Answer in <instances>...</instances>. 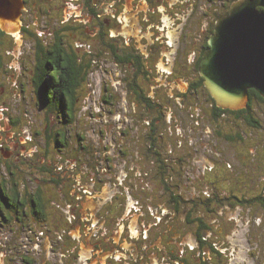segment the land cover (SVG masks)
Listing matches in <instances>:
<instances>
[{
	"label": "rangeland",
	"instance_id": "rangeland-1",
	"mask_svg": "<svg viewBox=\"0 0 264 264\" xmlns=\"http://www.w3.org/2000/svg\"><path fill=\"white\" fill-rule=\"evenodd\" d=\"M80 1L82 0L76 2ZM123 1L120 0L116 6L115 13L119 16H123L125 12ZM127 9H131V6ZM69 13L71 14V11ZM142 15L143 11L138 13L141 24ZM49 17L46 14L42 16L38 12L36 14L35 29L41 34L40 30L45 27H49L50 30L57 28L49 26ZM104 18L109 19L110 24H115L117 21L115 16H111L110 11L105 13ZM72 22L70 20V23ZM79 22L69 23L68 28H63L66 30L62 29L60 34L64 48H74L80 59L78 65L84 63L86 66L84 75L81 74L80 81L73 90L77 102L74 111L75 122L59 126L55 121L53 126L54 129L59 128L64 131L69 141V148L59 149L61 152L57 154L53 146L51 151L45 154L42 146L46 145L47 141L40 132L43 127L41 125L43 113H40L38 107L31 106L32 95L30 99L18 98L11 112L13 118L18 121L16 133L24 134L21 135L22 140L33 130H38L41 134L27 138V142L21 141V146H25L28 151L32 146H35L37 151L31 155L18 156L16 160L18 163L29 164L30 175H25L27 176L25 178L24 174L16 173L15 183L26 188L41 184L36 178L46 181L43 187L48 195L55 197L56 203L58 202V207H54L55 211L53 210L58 214L52 217L53 227H57V219L65 218L64 207L68 202L72 205L76 202L78 204L81 199L84 201L85 197L88 204L93 203L94 200V203L100 204L101 207L110 197L123 202L122 206L119 204L116 210L106 214L107 217L100 216L99 225L105 227L108 224L107 230L110 228V232L106 231L107 237L116 229L118 220L123 217L125 204L130 203V196L145 205L148 204L146 205L148 213L159 212V209L155 212V208L152 207L160 206V199L165 195L161 194V186L152 191L147 189L146 182L154 181L156 177H160L159 173L163 172L171 179L169 183L171 185L174 183L171 187L172 193L183 199L182 203L177 205L176 233L182 232L184 236L188 235V238L193 242L196 241L199 247L200 238H197L195 231L201 221L211 232L210 237L205 240V245L208 246L211 242L214 248L217 246L215 242H220L228 246V240L235 238L234 246L237 252L242 250L244 264H264V103L256 101L251 107L249 113L257 121V125L253 127L245 122L244 117L236 119L231 114H226L224 119L213 124L210 114L208 115L213 109V102L205 101L201 92L195 97L190 96L189 99L185 83L176 80V87L179 90L174 95L176 108L174 105H166L172 102L168 99L171 91L167 94L165 88L158 87L155 81L141 74H136L133 68L123 69L122 66H116L104 52L102 40L98 41L99 36L93 28L94 24L88 21ZM123 28V31L118 30L115 36L112 32L109 38L104 35V41L108 42L112 39L131 42L134 39L138 42L140 40L142 26L136 28L132 25ZM103 31L107 33L106 28ZM40 37L42 42L49 40V37L43 35ZM183 94H187V98L182 97ZM216 126L220 127L218 130L221 131V135L230 136L235 142L219 140L215 135ZM24 128L28 129L27 132ZM76 138H83L80 142L83 144L84 141L86 150L80 149L82 146L80 142L77 143V147L74 146ZM49 145H52V142H49ZM67 158L75 159L76 164L61 165L60 162ZM54 162L56 165L59 163L60 166H54ZM165 165L169 168L163 169ZM45 166H47L46 172L41 171V167ZM210 167L213 169L208 173L210 169L207 168ZM116 177L119 182L116 183L117 190L112 193H109V189L103 190L106 191L103 194L102 186L107 187ZM204 192L208 195H204ZM202 195L204 198H201ZM68 198L75 199L76 202L72 203ZM229 210L235 212L228 213ZM135 213H138L137 210ZM189 213H194L192 219H198L199 222L188 224L186 216ZM224 214H230L234 218ZM84 215L85 233L82 234L80 242L83 245L87 244L85 251L79 249L80 242L76 243L75 239L69 236L59 238L49 235L43 247L47 249L52 246L57 252L47 251L43 257L45 261L58 264L60 260L71 264L75 261V259L71 261V257L78 255L79 263L88 260L93 264L94 253L91 257V252H94L96 246L95 232L100 227L93 228L95 225L94 219H91L93 215L91 218L88 217L87 212ZM138 219L139 216L134 215L129 222L132 224L131 227L137 224ZM118 228L117 225L116 231L121 233L122 227L119 230ZM155 238L153 237L154 240ZM98 240H100L98 244L100 248L105 249L104 235L102 234ZM180 240L181 236H176V253L178 248L185 247V244L178 243ZM3 241L13 253H7L6 257H3V250L0 249V264L9 263V257H14L16 261L21 250H25L24 246H20V241L15 238H7ZM55 241L60 243L61 249L54 244ZM158 243L159 249L149 243L138 248L132 257V263L137 264L138 260L135 259L140 256L142 262L148 260L150 264H160L158 259L169 255L166 249L160 247L161 242ZM62 251L66 254L64 258L57 255L58 252L62 254ZM153 251L158 257L155 258L158 262L154 257L152 259L149 257ZM186 251L182 253V258L188 253H196V251ZM189 264L199 263L190 260Z\"/></svg>",
	"mask_w": 264,
	"mask_h": 264
},
{
	"label": "flooded vegetation",
	"instance_id": "flooded-vegetation-1",
	"mask_svg": "<svg viewBox=\"0 0 264 264\" xmlns=\"http://www.w3.org/2000/svg\"><path fill=\"white\" fill-rule=\"evenodd\" d=\"M5 1L7 0H0V2ZM76 1L79 0H18L20 28L17 36L14 37L0 29V249L3 250V257H6L7 253H13L8 244L3 241L7 238L19 240L20 246L25 248L21 250L16 261L14 257H9V263L5 264H50L43 257L47 251L57 252V249L52 246L48 247V250L45 249L43 247L45 239L49 235L59 238L69 236L79 243L82 234L85 233L83 222L86 212L90 218L93 215L91 218L95 222L93 228L100 227L95 232L94 245L96 246L94 252H91V257L94 253L93 264H134L132 257L138 248L149 243L156 245L159 249L158 242H161L160 247L166 249L169 257L162 256V260L158 259L154 251L149 257L158 259L160 264H189L190 260L199 264H244L242 250L237 252L234 246L236 245L235 238L228 240V246L220 242H215L217 246L214 248L211 242L208 246L205 245V240L210 237L211 232L204 223L199 222L198 219H192L194 213L187 214L186 221L188 224L199 222L200 225L195 231L197 238H200L199 247L196 241L193 242L188 238V235L184 236L182 232H180L181 235L176 233V194L171 191L174 183L171 185L169 183L171 179L163 172L159 173L162 178L158 176L154 181L147 180L146 182L147 189L152 191L161 186V194L165 195L160 199V206L152 207L155 208V212L159 209V212L148 213V206L146 207L148 204L145 205L130 196V203L125 204L123 217L116 223V229L118 225L119 228L122 227V232L118 233L115 229L107 237L105 236L106 231L110 232V228L107 230L108 224L105 227L102 224L99 225L100 216L107 217L109 212L116 210L119 204L122 206L123 202L110 197L106 199L102 207L94 203V200L90 206H84L87 197L84 201L81 199L78 204L75 199L70 198L72 203H76L72 205L68 202L65 205V218L57 219V227H53L51 226L52 217L57 214L54 212V207H58V202L56 203L57 199L48 195L43 187L46 181L36 178L41 184L26 188L15 183L16 173L24 174V176L30 175L29 164L27 162L18 163L16 161L18 156L31 155L37 151L35 146L28 151L25 146H21V141L27 142V138L42 133L47 141V144L42 146L45 154H48L53 146L57 154H60L63 148H69V141L64 131L62 132L59 128L54 129L53 126L55 121L59 126L75 122L74 111L77 102L73 90L81 74L84 75L83 71L86 67L84 63L78 65L80 59L74 48H64L62 45L60 34L63 28H68L70 20L73 21L70 24L80 23L79 21L94 24L93 28L99 36L98 41L102 40L104 52L109 55L116 66H122L123 69L133 68L136 74H141L155 81L158 87L165 88L167 94L171 91L168 99L172 102L165 103L166 105H174L176 108V96L174 95L179 91L176 87V80L185 83L189 99H191L190 96L195 97L201 92L205 101L213 102L204 86L198 66L203 53L208 48V39L213 33L217 20L228 15L230 6L235 0H137L138 2L132 0V5L127 7V0H124L123 16L115 13L120 0ZM130 6L131 9H127ZM109 11L111 16L117 19L115 24H110L109 19L104 18L105 13ZM141 11H143L142 24L139 23L138 18V13ZM37 12L42 16L49 15V26L57 27L56 30L45 27L40 30L41 34L35 29ZM78 13L79 16H77ZM75 16L77 18L74 19ZM132 25L136 28L142 26L139 43L134 39L131 42L112 39L108 42L104 41V35L109 38L112 32L115 36L118 30H122V26L131 27ZM105 28L107 33L103 31ZM42 35L49 37V40L42 42L40 40ZM30 95L33 97L31 106L38 107L40 113H43V121H41L43 127L40 130L41 133L33 130L22 140L24 134L16 133L18 121L13 118L11 112L18 98H29ZM182 97L187 98V94H183ZM24 130L27 132L28 129L24 128ZM78 138L74 139L75 147L83 140V138ZM49 142H52V145H49ZM81 145L80 149L86 150L84 141ZM40 162L39 160L38 163ZM62 163L63 165L76 164V160L67 158L60 162L61 165ZM60 164L56 165L54 162L56 167ZM46 169L47 166L41 167L43 172H46ZM207 169H210L208 173H211L213 168ZM117 180L116 177L115 181L108 183L109 187L102 186V191L109 189V193H112L117 190L116 183L119 184ZM106 191H103V194ZM70 199L68 198V201ZM136 210L138 213H135ZM134 215L139 216V219L137 224L131 227L132 224L129 222ZM225 216L234 218L230 214ZM59 233L61 234L56 235ZM102 234L105 237L103 246L105 249L98 245L100 242L98 239ZM176 236H181L178 242L180 245L185 244V247L178 248L177 253ZM153 237H156L155 240ZM54 244L60 246L59 249L62 248L59 242L55 241ZM81 244L83 243L79 244L80 250H82ZM84 246L87 248V244ZM186 250L196 251V253H188L182 258L181 255ZM59 254L61 253L58 252V257L62 258L66 255L63 251L61 256ZM77 258H79L78 255L76 257L73 255L71 261L74 259L75 261L71 264H81ZM122 260L125 261L122 262ZM135 260H138L137 264H150L148 260L142 262L140 256H137ZM57 263L67 264L68 262L59 260ZM82 264H90V262L87 260Z\"/></svg>",
	"mask_w": 264,
	"mask_h": 264
},
{
	"label": "water",
	"instance_id": "water-1",
	"mask_svg": "<svg viewBox=\"0 0 264 264\" xmlns=\"http://www.w3.org/2000/svg\"><path fill=\"white\" fill-rule=\"evenodd\" d=\"M18 0L0 2V29L17 36ZM199 74L217 107L247 108L248 92L264 99V0H236L228 15L217 20Z\"/></svg>",
	"mask_w": 264,
	"mask_h": 264
},
{
	"label": "trees",
	"instance_id": "trees-1",
	"mask_svg": "<svg viewBox=\"0 0 264 264\" xmlns=\"http://www.w3.org/2000/svg\"><path fill=\"white\" fill-rule=\"evenodd\" d=\"M132 0H127V5H126V7L127 6H129V5H132ZM133 7V6H132ZM123 26H122V31H123ZM125 31V30H124ZM80 81V79H78V81H77V83H76V85L75 86H77V84H78V82ZM248 96H249V101H248V104H247V108L246 109H242V110H238V111H229V110H224V109H221V108H219V107H217L216 106V104L214 103V101H213V109H212V111L211 112H208V115L210 114V118H211V122L214 124L215 122H217V121H220V120H222V119H224V117H225V115L226 114H231V115H233L236 119H240V117H244V120H245V122L249 125V126H255V125H257V121L254 119V118H252V114H250L249 112L251 111V107H252V105H253V103L254 102H256V101H258V102H261V103H264V99L262 98V97H260L256 92H254L253 90H249V92H248ZM233 121H234V119H233ZM236 121V120H235ZM239 122V121H238ZM218 127V128H217ZM220 127L219 126H216V129H214L215 131H216V137L220 140H222V139H224V141L225 142H227L228 141V143H230V142H235L233 139H231V137L230 136H223V135H221V131L220 130H218ZM230 140V141H229ZM204 165H205V163H203ZM166 166H168V165H165L163 168L164 169H166V168H169V167H166ZM211 171H212V169H211ZM230 173H231V171H230ZM165 175V174H164ZM205 180H206V178H205ZM206 181H208V180H206ZM231 183H233V182H231ZM235 184V183H234ZM177 186V185H176ZM234 186V185H233ZM104 190H106V189H104ZM204 195H206L205 194V192H204ZM204 195H202V197L201 198H204L203 196ZM208 195V194H207ZM206 195V196H207ZM182 200L183 199H181L180 198V196H178V195H176V208H178V204H181L182 203ZM247 201H249V200H247ZM92 203H90V204H88L87 203V200H86V203H85V205L84 206H90ZM182 212V211H181ZM81 247H82V250H84L86 247L83 245V244H81ZM90 247V246H89Z\"/></svg>",
	"mask_w": 264,
	"mask_h": 264
}]
</instances>
